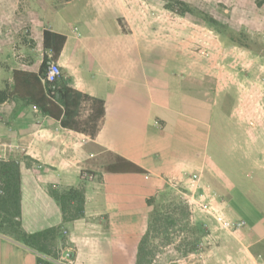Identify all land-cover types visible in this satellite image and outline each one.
<instances>
[{"label":"crops","instance_id":"1","mask_svg":"<svg viewBox=\"0 0 264 264\" xmlns=\"http://www.w3.org/2000/svg\"><path fill=\"white\" fill-rule=\"evenodd\" d=\"M185 23L133 18V0H0V89L11 94L0 103V160L20 164L23 231L60 227L56 264H137L147 201L173 184L214 192L246 226L210 221L202 247L168 246L161 264H264V116L249 126V112H234L239 82L218 62L235 49ZM45 31L59 35L48 47ZM50 61L58 88L71 89L67 110L40 81ZM80 186L84 215L64 222L53 191ZM39 257L50 259L0 233V264Z\"/></svg>","mask_w":264,"mask_h":264},{"label":"rangeland","instance_id":"2","mask_svg":"<svg viewBox=\"0 0 264 264\" xmlns=\"http://www.w3.org/2000/svg\"><path fill=\"white\" fill-rule=\"evenodd\" d=\"M170 1L133 0V18H185L187 26H200L203 32L215 35L222 47L235 49L233 55H226L224 61L218 63L228 65L235 81L239 82L237 94L241 101L235 104V114L245 115L249 112L250 116H253L248 120L249 126L255 125L253 123L258 122V114L264 116V0H180L193 9V12H186L184 15L177 13L180 11L179 5H174V11L166 8ZM257 1H262L263 5L257 6ZM198 11H203L237 30H243L247 37L246 44H249L250 48L235 44L218 34L204 21L203 16L196 13ZM244 122H247V119H244ZM261 122H264V118ZM249 175L257 173L250 171ZM184 192L182 187H172L164 199H158L157 203L163 204V217L172 218L163 220L158 230L150 234L142 264H161L160 254L167 250L168 246L184 251L183 244H188L189 248L198 239L195 244L197 248L202 247L199 239L207 233L210 221L214 220L201 213L192 215L190 210L191 216H184L183 209L179 207L180 203L182 206H188ZM198 216H204V226L200 221L196 224Z\"/></svg>","mask_w":264,"mask_h":264},{"label":"trees","instance_id":"3","mask_svg":"<svg viewBox=\"0 0 264 264\" xmlns=\"http://www.w3.org/2000/svg\"><path fill=\"white\" fill-rule=\"evenodd\" d=\"M257 6H262V1H257ZM174 5L180 6V11L177 13L184 15L186 12H193V9L188 6L185 2L180 0H171L166 4V8L170 10H175ZM197 14L203 16L204 21L212 26L214 30L221 34L223 37L228 39L229 41L239 44L243 47H249V44H246L247 37L243 30H237L231 27L228 24L222 23L219 20L211 17L209 14L198 11ZM59 35L55 33H51L50 31H45V46L48 47L50 44L51 37H57ZM63 40L65 37H61ZM63 44V42H62ZM61 44V45H62ZM61 45H57L55 42L51 46L55 49V53H59L61 49ZM46 65V64H45ZM71 90L65 86H62L57 89L54 98L60 100L67 110V92ZM11 94L8 89H0V103L7 101L10 99ZM103 102H100V109L95 113V116L103 115ZM67 115V114H66ZM65 115V116H66ZM92 117L89 120L92 122ZM87 123V122H86ZM91 130V136L95 135V127L94 124H89ZM63 125H68L69 123L66 121V118L62 119ZM21 172H20V164L17 160H8L3 161L0 160V233L5 234L9 237L15 238L17 241L24 243L25 245L35 249L39 253L44 254L46 257H50V259L39 257L38 264H56L51 259H57V252L52 244V241L59 235L60 227H52L47 228L45 230L35 232V233H26L21 228ZM167 193H164L160 199H164ZM53 196L58 201L61 206L63 220L64 222L72 221L78 219L84 215V204H85V195L84 189L82 186L80 187H72L65 191H53ZM158 199L156 197H152L148 199V204L152 206V211L150 215V223L149 228L145 236L143 237L140 247H139V255L137 264L144 263V259L146 254L144 251L146 249V244L148 242V238L150 234L156 230L160 226V223L164 220L171 219V216L163 217V204L157 203ZM182 209L184 216L189 217V207L182 206L179 204ZM198 239H196L191 247H187L188 244H183L185 246L184 252H190L197 249L195 243H197Z\"/></svg>","mask_w":264,"mask_h":264},{"label":"built area","instance_id":"4","mask_svg":"<svg viewBox=\"0 0 264 264\" xmlns=\"http://www.w3.org/2000/svg\"><path fill=\"white\" fill-rule=\"evenodd\" d=\"M206 55L208 56V52H206ZM61 75V67L57 62L54 61L48 62L40 74V81L50 99H54ZM200 181V174L194 173L191 177L192 185H199ZM173 185L176 187V184ZM183 194L185 202L188 205L192 215L196 213L206 215L213 219L220 229L240 230L246 226L245 220L237 219L234 221L227 216L224 208L220 205V202L218 201L214 192L206 188H201V192L189 189V191H185ZM59 264L63 263L60 262Z\"/></svg>","mask_w":264,"mask_h":264}]
</instances>
